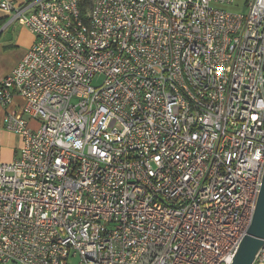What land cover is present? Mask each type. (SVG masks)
I'll return each instance as SVG.
<instances>
[{
    "label": "built area",
    "instance_id": "obj_1",
    "mask_svg": "<svg viewBox=\"0 0 264 264\" xmlns=\"http://www.w3.org/2000/svg\"><path fill=\"white\" fill-rule=\"evenodd\" d=\"M233 2L0 0L35 35L0 82V264H230L264 172V0Z\"/></svg>",
    "mask_w": 264,
    "mask_h": 264
},
{
    "label": "crops",
    "instance_id": "obj_2",
    "mask_svg": "<svg viewBox=\"0 0 264 264\" xmlns=\"http://www.w3.org/2000/svg\"><path fill=\"white\" fill-rule=\"evenodd\" d=\"M8 1L15 6H22L29 0ZM241 2L246 4V0H234L231 6ZM244 10L245 7L240 11ZM34 42L35 35L26 26L16 20L10 21L8 13L0 10V82L12 72ZM23 104L22 97L14 96L7 108L0 106V163H10L19 157L21 140L16 133L6 130L5 113L7 110H18ZM23 118L29 120L32 128L38 126L35 120H30L26 115Z\"/></svg>",
    "mask_w": 264,
    "mask_h": 264
},
{
    "label": "water",
    "instance_id": "obj_3",
    "mask_svg": "<svg viewBox=\"0 0 264 264\" xmlns=\"http://www.w3.org/2000/svg\"><path fill=\"white\" fill-rule=\"evenodd\" d=\"M264 239V172L255 209L230 264H253Z\"/></svg>",
    "mask_w": 264,
    "mask_h": 264
},
{
    "label": "rangeland",
    "instance_id": "obj_4",
    "mask_svg": "<svg viewBox=\"0 0 264 264\" xmlns=\"http://www.w3.org/2000/svg\"><path fill=\"white\" fill-rule=\"evenodd\" d=\"M236 5H234V6H221V5L217 4L215 6L221 7L223 9H228L231 11H240L245 7L244 2L239 3L237 6ZM101 80H102L101 76H98L92 81V84H100Z\"/></svg>",
    "mask_w": 264,
    "mask_h": 264
},
{
    "label": "trees",
    "instance_id": "obj_5",
    "mask_svg": "<svg viewBox=\"0 0 264 264\" xmlns=\"http://www.w3.org/2000/svg\"><path fill=\"white\" fill-rule=\"evenodd\" d=\"M91 1H92V0H81L80 5H81V7H82V6H83V7H88V6L91 4Z\"/></svg>",
    "mask_w": 264,
    "mask_h": 264
}]
</instances>
